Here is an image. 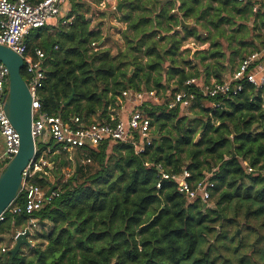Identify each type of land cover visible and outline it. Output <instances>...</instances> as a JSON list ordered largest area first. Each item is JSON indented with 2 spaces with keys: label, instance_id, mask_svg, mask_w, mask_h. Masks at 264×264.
Here are the masks:
<instances>
[{
  "label": "trees",
  "instance_id": "16d2710c",
  "mask_svg": "<svg viewBox=\"0 0 264 264\" xmlns=\"http://www.w3.org/2000/svg\"><path fill=\"white\" fill-rule=\"evenodd\" d=\"M102 1L77 0L70 21L54 33L46 26L26 37L31 54L41 49L47 56L41 110L90 124L95 116L108 121L119 100L130 103L122 92L155 91L161 103L141 106L151 118V144L140 154L130 144L110 142L73 150V174L66 179L69 162L54 154L46 168L53 181L42 173L33 178L57 192L32 214L50 229L31 256L7 251L0 264H264V84H245L234 97L206 98L186 84L200 75L190 71L195 61L183 46L189 37L207 42L197 57L213 60L217 70L226 57L241 61L264 46V7L253 13L250 4L234 0H117L122 7L112 12L125 29L123 46L113 54L101 49L100 25L87 18L89 2ZM180 20H192L206 36ZM167 91L194 95L188 113L167 107ZM50 141L51 153L70 152ZM37 148L44 157L45 148ZM157 165L171 174L187 170L194 183L208 176L213 206L187 201L173 182L156 189ZM28 223L24 214L9 216L0 234Z\"/></svg>",
  "mask_w": 264,
  "mask_h": 264
},
{
  "label": "built area",
  "instance_id": "2783aa9c",
  "mask_svg": "<svg viewBox=\"0 0 264 264\" xmlns=\"http://www.w3.org/2000/svg\"><path fill=\"white\" fill-rule=\"evenodd\" d=\"M67 1L42 0L38 3H31L28 0H0V45L10 49L23 60V79L31 96L32 137L36 145L38 138L45 134L63 149L80 151L86 147L95 148L104 142L126 143L133 147L136 154H140L150 146L152 130L151 118L141 106L147 102L161 103V98L155 91L122 92V97H127L131 107L126 111L123 110L121 107L123 101L119 100L118 111L110 116L108 121L83 124L78 117H73L69 122H65L61 117L47 115L41 110L39 91L45 80L44 63L47 56L41 49H35L31 54L28 51L26 37L31 32L46 27L51 20L57 19L61 24L69 22V19L61 18L63 5ZM234 1L250 4L253 13L258 12L262 6L264 7V0ZM111 9L114 10L115 7ZM91 47L93 50L98 49L97 43H92ZM186 84L195 85L200 94L211 99L234 97L242 92L245 84L260 88L264 84V46L242 59L235 71L221 82L204 84L191 79ZM7 92L8 70L0 63V139L3 143L0 147V173L19 149V135L9 123L3 110ZM129 95L130 98H128ZM166 96L167 107L169 109L178 107L181 111L187 110L194 99L193 94L186 92L171 94L167 91ZM217 106L214 104V107ZM37 149L35 157L22 173V187L19 192L22 202L14 201L0 214V225L9 216L24 214L29 217L28 225L18 230L13 240L25 230L31 232L32 228L37 227L39 222L32 218V214L41 210L57 196L54 190L48 194V191L33 183V178L39 173L46 175V168L50 166L44 157H37ZM156 168L159 175L156 189L161 188L162 181L173 182L177 185L179 194L187 201L199 200L203 205L208 206L210 194L214 188V183L208 180V176L194 183L190 181V174L187 170L179 174H171L165 172L160 165ZM247 170L252 172L249 167ZM1 251L6 252V249L2 248Z\"/></svg>",
  "mask_w": 264,
  "mask_h": 264
},
{
  "label": "water",
  "instance_id": "95a60500",
  "mask_svg": "<svg viewBox=\"0 0 264 264\" xmlns=\"http://www.w3.org/2000/svg\"><path fill=\"white\" fill-rule=\"evenodd\" d=\"M121 4L117 6V11ZM181 26H186L180 20ZM0 63L8 70V92L3 105L4 113L11 126L19 135L17 154L7 163L0 173V214L3 213L18 197L22 187V173L35 157L37 145L31 134V96L23 79V60L10 49L0 45ZM131 95V94H130ZM130 95L128 98H130ZM73 93L68 101L72 99ZM78 169V165H76ZM53 190L50 189L48 194ZM206 208L205 205H203ZM32 236L29 230L18 234L9 253L14 257L23 247L31 248L28 240ZM59 254L56 255L58 257Z\"/></svg>",
  "mask_w": 264,
  "mask_h": 264
},
{
  "label": "crops",
  "instance_id": "0c3cea01",
  "mask_svg": "<svg viewBox=\"0 0 264 264\" xmlns=\"http://www.w3.org/2000/svg\"><path fill=\"white\" fill-rule=\"evenodd\" d=\"M38 1H42V0H35L34 2H38ZM67 2L63 5V8H62V10L65 12V16H62L63 12L61 14V18L65 19V20L68 19V15L70 14V12L72 10V5L70 6L69 10H67L65 8ZM116 5H117V0H103L100 4L96 5L95 7H97L96 11L102 13L103 11H106L107 8H109V9L112 8V6L115 7L114 10H116L117 9ZM261 8H263V6ZM114 10H112V9L109 10L110 11L109 14L111 15V17L109 18L108 21H109L110 25L115 27L114 29L117 31V35L114 36L111 32H107V31L105 32V30H103V27L100 26L101 33H102V39L100 41V44H101V47H102L101 49H110L113 54H115L123 46V42H122V39H121V33L125 29V24L117 21V19L120 16V14H119V16L117 14H114L112 12ZM117 12H119V11H117ZM92 15L93 16H90V17H87V18H91L92 19V17H95V20L99 21L98 22V23H100L99 25H101V23H105L106 19L104 17L99 19V17H98L99 15H97L95 13V11H93ZM70 18H72V17H70ZM185 23L184 24L186 25V27H191L192 26V27L196 28L197 32L202 37L206 36L207 33L204 31V29L201 26L195 25L194 23H192V20H187ZM252 24H253V22L250 21L249 22V26H252ZM58 25H59V22H58L57 19L51 20L49 22V24L47 25V27L49 28V32L51 34L54 33L56 31ZM235 28H236L235 26L231 27V29H235ZM114 40L117 41V42H113ZM207 44H208L207 42L203 43L200 40L195 39V37L187 38V42L183 46L187 45V56L189 58L188 60L192 61V63L195 61V63L193 65L196 66L194 69H191V70L189 69V70L191 72H195V71L199 72L200 78L197 79V80L200 83H203L204 80H207L209 83L217 82V81H223L226 78H228L235 71V69L237 68L238 63H239L240 60H239L238 56H235L234 57V61L232 63H229V58L226 57V60H224L223 63L220 64L222 67H220L219 70H217L219 65H218V67H213L215 65L213 63V60L207 59L205 61H201L199 59V57H197L198 55L196 54V52H205V50H207V48H208ZM98 45L99 44H97V46ZM111 46H115V48L112 49ZM190 48H192V49L190 50ZM98 49H99V47H98ZM94 51H96V50H94ZM248 53H250L249 49L247 50V53L244 54V56L247 55ZM206 65H209L210 67H206ZM121 107H122L123 110L125 109V111H126V110H128L131 107V104L129 102L128 103L127 102L126 103L123 102V103H121ZM118 108H119V106H118ZM118 108H117V111H118ZM114 112L112 111L111 114H110V112L108 113L109 118H110V116H112V115H114L116 113V112L115 113ZM98 117L99 116L93 117V122L94 121H100ZM50 142H51L50 138L47 135H45V134H43L41 136L39 142H37L38 144H40L42 147L45 148L44 149V151H45L44 159L47 162L49 161V158H51L59 150V149H56L54 153H51V148H52V145H54V144H51ZM53 143H54V141H53ZM2 145H3V143H2V140L0 139V147ZM62 150H64V149L62 148ZM70 152H72V151H70ZM49 175H50L49 171H47V174L45 176L49 177ZM17 231L18 230H16L15 233ZM15 233L11 234V235L9 234L10 245H8V246L4 244L3 235L1 234L0 253H6L7 251L9 252V250L13 246L11 243L13 242V244H14L13 236L15 235ZM32 237H33V234H32ZM2 248L6 249V252H2L1 251Z\"/></svg>",
  "mask_w": 264,
  "mask_h": 264
},
{
  "label": "rangeland",
  "instance_id": "374dc122",
  "mask_svg": "<svg viewBox=\"0 0 264 264\" xmlns=\"http://www.w3.org/2000/svg\"><path fill=\"white\" fill-rule=\"evenodd\" d=\"M75 2H77V0H68V2H67V4H66V6H65V8L67 9V10H69L70 9V6L71 5H73ZM90 3V10H91V12H89V14L87 15V17H90V16H93L92 14H93V11H95V13L97 14V15H99L98 17H99V19L100 18H102V17H104L105 19H106V21H105V23H101V27H103V30H105V32L107 31V32H111L114 36L115 35H117V31L114 29L115 27L114 26H112V25H110L109 24V18L111 17V15L109 14V10L111 9H109V8H107V10L106 11H103L102 13H100V12H98V11H96L97 10V7H95L96 5H94L93 3V5H91V2H89ZM113 7V6H112ZM117 10V9H116ZM113 14V13H112ZM62 16H65V12L63 11V14H62ZM92 20L93 21H91L92 22V25L93 26H97V25H99L100 23H98L99 21L98 20H95V17H92ZM115 38V37H114ZM113 42H117V41H113ZM110 45V44H109ZM111 48L112 49H114L115 48V46H111ZM192 48H190V50H191ZM188 110H183V113H188L187 112ZM40 138L41 137H39L38 138V140H37V142H39V140H40ZM70 151H72V152H67V153H63V152H60V151H58V153L59 154H62L66 159H67V161L69 162V166L68 167H66L65 169H64V179H66V178H68L69 176H71L72 174H73V166H74V162L72 161L71 162V160L73 159V150H70ZM52 158V157H51ZM51 158H49V159H51ZM50 177V179H51V181H53V179H52V175L51 176H49ZM209 206L210 207H212L213 206V204H212V202L211 203H209ZM44 224L45 225H40V224H38V226L37 227H35V228H32V230H31V234H33V237L32 236H29V238H28V240L31 242V246H32V248L34 247V246H36L37 244H39L41 241H40V238H38L39 237V235H43V234H45V233H48V230L50 229V224L49 223H46V222H44ZM17 230H20V229H17ZM15 233V232H14ZM9 234L11 235L12 233H8V232H4L3 233V239H4V244L5 245H10V241H9ZM12 245H13V242L11 243ZM11 248V247H10ZM30 250H31V248H27V247H23V249L21 250V252H22V255L23 256H27V257H29V256H31V252H30Z\"/></svg>",
  "mask_w": 264,
  "mask_h": 264
}]
</instances>
